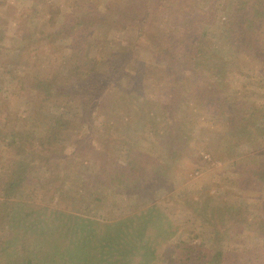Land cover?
I'll use <instances>...</instances> for the list:
<instances>
[{"label": "rangeland", "instance_id": "obj_1", "mask_svg": "<svg viewBox=\"0 0 264 264\" xmlns=\"http://www.w3.org/2000/svg\"><path fill=\"white\" fill-rule=\"evenodd\" d=\"M188 2L92 0L125 16L52 42L72 0H0V264H264V74L245 49L217 80L262 129L237 142L196 63L237 0Z\"/></svg>", "mask_w": 264, "mask_h": 264}, {"label": "trees", "instance_id": "obj_2", "mask_svg": "<svg viewBox=\"0 0 264 264\" xmlns=\"http://www.w3.org/2000/svg\"><path fill=\"white\" fill-rule=\"evenodd\" d=\"M175 1L177 2L176 7H178L179 10L182 9V4H186V0H170L171 6L175 7V5H173ZM195 1L196 0H189V4L187 5V8H189L188 10L193 7ZM92 7V0H72V8L82 11L83 15H66L65 22L59 26L55 32L47 33V37L44 36L42 39L46 38L53 42L56 38H60L62 40L70 39L71 42H74L79 39V35H81L84 30H91L96 24L97 26L108 24L111 27H116L117 17L120 18V16H125L119 15L118 12L117 15L113 14L110 4H108L105 12L92 9ZM187 18L186 21L190 24H192L191 20L195 19L192 18L190 13ZM227 45L228 51H215L218 52L219 55L223 54V56H225L223 60L217 62V59L214 60L211 56H209L210 60L207 64H202L199 60H196V63L204 67L212 78H216L212 84L209 82L205 83L204 88L201 89L200 96L205 108L214 109L216 110V114L226 117V121L231 127L232 134L236 137V141L241 142L248 138L251 132L256 131V133H260L262 129L259 127L256 128L253 123L255 120V117H253L254 110L245 108V104L238 98L224 95L223 87L217 80L222 78L221 76L223 75L225 66L231 64L233 56H236L235 53H238V55H246L245 49H252L248 56L254 57L259 62L261 65L260 74L261 76L264 74V0H237L235 14L231 23V33L227 38ZM158 52L169 56L167 51L158 50ZM93 73H90L87 77H94ZM118 75L119 69L115 67L110 76L99 74L96 75L97 77H94V79L99 85L104 83L109 84L112 79H118ZM94 79L88 82L89 87L95 84ZM51 88L57 95L62 94L58 90H55L53 86ZM51 88H48V90ZM112 100L115 102V99ZM257 179L260 180L259 177ZM226 216L227 214L225 213L224 217L226 218ZM229 231V229L226 230V232ZM220 235L221 236L217 239V243H221L220 241L226 237L223 233ZM215 246L211 264H222L220 261L223 260L224 250L220 249L219 244ZM81 248L80 255H83L86 252H83L84 246Z\"/></svg>", "mask_w": 264, "mask_h": 264}]
</instances>
